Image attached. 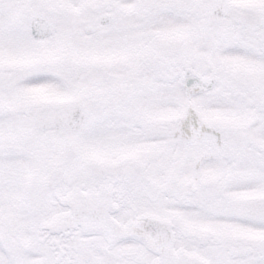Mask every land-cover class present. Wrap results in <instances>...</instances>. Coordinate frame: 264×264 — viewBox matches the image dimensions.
Masks as SVG:
<instances>
[{"label": "snow or ice", "instance_id": "6c2138e0", "mask_svg": "<svg viewBox=\"0 0 264 264\" xmlns=\"http://www.w3.org/2000/svg\"><path fill=\"white\" fill-rule=\"evenodd\" d=\"M0 264H264V0H0Z\"/></svg>", "mask_w": 264, "mask_h": 264}]
</instances>
